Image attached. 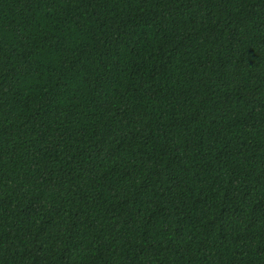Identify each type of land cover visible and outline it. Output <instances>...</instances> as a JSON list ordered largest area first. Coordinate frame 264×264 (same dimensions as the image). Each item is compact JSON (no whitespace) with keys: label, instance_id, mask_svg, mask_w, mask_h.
<instances>
[{"label":"trees","instance_id":"obj_1","mask_svg":"<svg viewBox=\"0 0 264 264\" xmlns=\"http://www.w3.org/2000/svg\"><path fill=\"white\" fill-rule=\"evenodd\" d=\"M0 264H264V0H0Z\"/></svg>","mask_w":264,"mask_h":264}]
</instances>
